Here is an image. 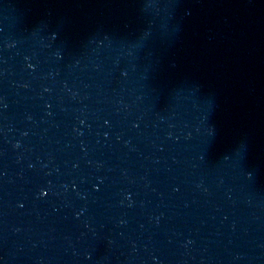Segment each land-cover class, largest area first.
Returning a JSON list of instances; mask_svg holds the SVG:
<instances>
[{"label":"water","instance_id":"1","mask_svg":"<svg viewBox=\"0 0 264 264\" xmlns=\"http://www.w3.org/2000/svg\"><path fill=\"white\" fill-rule=\"evenodd\" d=\"M0 264H264V0H0Z\"/></svg>","mask_w":264,"mask_h":264}]
</instances>
